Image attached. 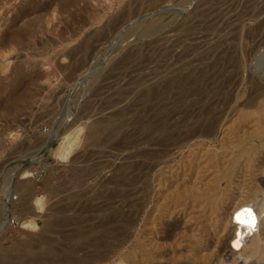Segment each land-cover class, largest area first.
<instances>
[{
	"label": "rangeland",
	"instance_id": "1",
	"mask_svg": "<svg viewBox=\"0 0 264 264\" xmlns=\"http://www.w3.org/2000/svg\"><path fill=\"white\" fill-rule=\"evenodd\" d=\"M68 1L0 0V264H206L197 199L264 203V0Z\"/></svg>",
	"mask_w": 264,
	"mask_h": 264
},
{
	"label": "bare ground",
	"instance_id": "2",
	"mask_svg": "<svg viewBox=\"0 0 264 264\" xmlns=\"http://www.w3.org/2000/svg\"><path fill=\"white\" fill-rule=\"evenodd\" d=\"M74 1L75 0H71L68 1V3ZM34 12L35 11L31 13L33 14ZM21 32L22 31H14L11 34V38L17 39L20 36ZM13 105L14 102H11L9 106L11 107ZM68 137L69 134H64V136L62 137L63 142L61 141V144L64 145L63 147H65V149L67 144H69L70 137ZM160 145V138L152 134H148L137 139L135 143L134 155L136 159L135 167L137 170V176L135 177H137L138 182L142 181V178L144 179L150 177V175L154 171V168H156L153 159L159 156ZM154 184H156V182ZM197 200H199V205L202 206L201 212L205 213L210 218V220L213 221L214 227L216 229L215 235L213 236L210 243H208V246H206L207 253H205L203 256L206 264L208 263V261H210V259H212L213 256L223 258L228 255L229 258L239 257L246 260L262 254L261 252L264 249V203H262V205L260 204L261 207L257 208L255 202L252 201L253 199L250 197H246L237 199L231 206H228L227 197H225L224 195L217 196L216 194L210 193L202 194ZM149 215L150 209L148 192H146V190L142 186H138L135 208V238L137 248L139 249L143 247V226L148 224L146 222H143L144 220H149ZM28 222L30 225H36L34 220H29ZM173 230L171 232H173ZM148 240H150V238ZM249 240H252L253 242L252 244L250 243L251 245L248 243ZM154 259L155 257L149 249L145 254L144 251L142 252V250L140 249L138 250V253L136 255L135 264H152V261ZM3 263L5 264L6 262L2 261V264Z\"/></svg>",
	"mask_w": 264,
	"mask_h": 264
}]
</instances>
